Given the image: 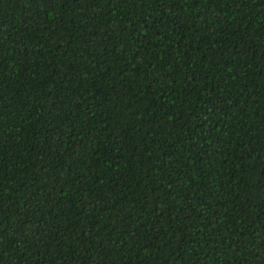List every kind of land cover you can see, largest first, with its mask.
Listing matches in <instances>:
<instances>
[{
  "label": "trees",
  "instance_id": "16d2710c",
  "mask_svg": "<svg viewBox=\"0 0 264 264\" xmlns=\"http://www.w3.org/2000/svg\"><path fill=\"white\" fill-rule=\"evenodd\" d=\"M0 264H264V0H0Z\"/></svg>",
  "mask_w": 264,
  "mask_h": 264
}]
</instances>
